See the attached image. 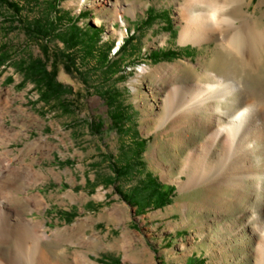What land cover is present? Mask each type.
Listing matches in <instances>:
<instances>
[{"label":"rangeland","instance_id":"rangeland-1","mask_svg":"<svg viewBox=\"0 0 264 264\" xmlns=\"http://www.w3.org/2000/svg\"><path fill=\"white\" fill-rule=\"evenodd\" d=\"M21 1L25 20L59 14L58 26L63 30L70 23L101 29L92 56L85 54L83 46L72 51L80 73L72 75L59 66L57 79L74 88L78 105L68 113L44 105L35 84L24 82L18 63L40 57L41 43L29 38L19 23H8L4 19L8 11L0 5V46L12 52L0 66V115L6 124L0 147L2 153L8 152L11 166L23 163L38 174L18 181L15 193L30 197V205L22 199L19 209L47 230L43 248L49 260L56 264H112L117 259L120 264H257L262 235L251 229L250 222L259 205L252 208L251 199L234 201L225 189L207 183L187 186L189 152L199 150L211 131L204 120L194 128L171 130L173 118L165 111L164 99L173 87L218 83L212 74L221 78L231 73L250 90L264 88V55L257 65H249L215 41L180 44L183 20L178 8L184 0H60L57 13L45 1ZM236 12L254 15L259 29L264 27V0H244ZM149 13L155 16L147 22ZM128 39L129 46L120 51ZM49 40L53 48H64L59 39ZM110 46L105 65H115V72H108L97 60ZM188 46L193 49H185ZM159 49L181 54L154 61L150 54ZM105 90L113 92L116 104L123 106L129 119L125 131L111 123L114 109L101 95ZM94 119L104 123L99 133L90 126ZM141 139L145 146L137 160L142 163L130 175L107 183L115 176L114 165L131 160L135 141ZM150 175L175 188L169 204L138 208L124 199L121 193L131 192ZM22 239L33 257V237ZM14 242L4 247L6 254L13 255L9 249H14ZM13 258L15 264L30 263L15 254Z\"/></svg>","mask_w":264,"mask_h":264},{"label":"bare ground","instance_id":"bare-ground-1","mask_svg":"<svg viewBox=\"0 0 264 264\" xmlns=\"http://www.w3.org/2000/svg\"><path fill=\"white\" fill-rule=\"evenodd\" d=\"M243 1L235 0L227 13L235 20V25L224 29L223 35L227 39L235 32L242 47L238 57L249 65H257L264 55V27L259 29L254 15L236 12ZM223 2L225 0H203L201 16L192 18L191 10L184 0L178 8L183 20L180 44L202 45L215 41L221 47L220 33L213 30L208 22L206 9ZM227 2L232 3L233 0ZM227 75L230 77L217 78V75L212 74L218 83L206 87L198 84L173 87L164 99L165 111L173 118V131L194 128L198 121L203 123L204 120L211 134L199 150L196 148L189 152L185 164L187 186L207 183L212 188L225 189L234 201L251 199L252 208L259 205L260 210L251 217L250 223L254 225L251 229L262 235L257 245V264H264V88L250 90L241 79L232 77L231 73ZM216 125L215 130H212ZM5 130L6 124L0 115V138ZM7 154L2 153L0 147V264H15L14 254L16 257H25L30 261L29 264H56L49 260L43 248L49 238L44 225L26 217L18 207L22 199L30 205V197L15 193L18 181L30 177L35 179L38 174L23 163L11 166ZM212 159L217 163H210ZM194 160L198 162L197 165ZM6 161L8 163L4 165ZM25 237H33L35 241L31 258L28 255L30 250L27 252L22 243ZM14 239L15 247L9 249L13 255L6 254L4 247Z\"/></svg>","mask_w":264,"mask_h":264},{"label":"trees","instance_id":"trees-1","mask_svg":"<svg viewBox=\"0 0 264 264\" xmlns=\"http://www.w3.org/2000/svg\"><path fill=\"white\" fill-rule=\"evenodd\" d=\"M37 2H47L50 10H54L57 13L56 4L60 0H36ZM16 0H0V5L5 7L6 12L4 19L10 23H19L24 32L29 38L38 40L41 44L42 55L38 58H23L20 59L18 65L20 72L24 77V82H33L35 88L39 93L38 100L43 102L46 106H52L64 110L68 113L74 111L77 108V101L75 98L74 88L71 85H66L63 82L58 81L59 66L63 65L65 71L69 74L75 75L78 72L76 68L77 58L73 55L72 51L83 46L86 55L92 56L96 50L97 43L100 41L101 29L100 27L89 25L88 28L82 29L74 24L66 30L59 27V22L62 21L61 15H56L54 18H50L48 14L39 16L33 20H25L21 17V13L24 9L23 4ZM5 9V10H6ZM155 15L149 13L146 21H152ZM73 22V21H72ZM172 32V31H171ZM51 38L59 39L63 42V49H55L49 42ZM130 44V39L126 40L122 46V52L127 49ZM111 46L106 53H103L97 60L101 61L102 65L108 62V53ZM193 49V48H185ZM11 51L6 49L5 45L0 46V66L11 57ZM181 53L176 49H163L158 51H152L150 56L154 61H160L162 59L174 58ZM112 64V63H111ZM105 65L108 72H115V65ZM10 81L12 78L9 79ZM85 81V80H83ZM86 84V82H83ZM78 93V92H77ZM101 95L106 97V101L109 102L113 111L110 113L111 123L117 130L125 131L126 121L129 120L123 112V106L116 104V97L111 91H102ZM75 98V99H74ZM90 126L94 128L96 133H99L100 129L104 127V123L100 119H94L91 121ZM136 148H133L132 159L127 158L126 162L121 165H114V177L108 178L107 183L115 182L121 176L130 175L134 172L136 164L142 163L141 160H137L141 155L145 146V140L135 141ZM175 188L173 186H165L160 183L157 177L150 175L148 180H144L140 185L135 186L131 192L121 193L125 200L134 206L144 208L145 205H153L156 207H162L171 202ZM112 264H120V261L112 260Z\"/></svg>","mask_w":264,"mask_h":264},{"label":"clouds","instance_id":"clouds-1","mask_svg":"<svg viewBox=\"0 0 264 264\" xmlns=\"http://www.w3.org/2000/svg\"><path fill=\"white\" fill-rule=\"evenodd\" d=\"M186 3L191 10V17L199 18L201 16V9L204 7L203 0H186ZM234 3L235 0L232 3L227 2V0L223 3H216L214 7L206 9V15L213 30L220 33V46L222 50L239 56L241 55V45L237 34L233 32L227 39L223 35L224 29L235 25V20L227 15Z\"/></svg>","mask_w":264,"mask_h":264}]
</instances>
